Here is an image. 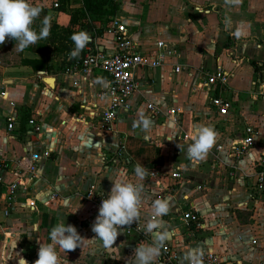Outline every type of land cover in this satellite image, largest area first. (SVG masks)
Listing matches in <instances>:
<instances>
[{"label":"crops","instance_id":"obj_1","mask_svg":"<svg viewBox=\"0 0 264 264\" xmlns=\"http://www.w3.org/2000/svg\"><path fill=\"white\" fill-rule=\"evenodd\" d=\"M32 2L42 8L35 22L47 17L50 28L68 25L71 13L67 10L79 8L82 0H69L59 10L44 6L42 0ZM123 3L124 14L114 19L123 21L125 18L123 22L129 35L144 52H150L159 41H164L175 53L159 67L137 71L139 92L131 101L132 110L122 114L114 132L99 135L92 125L95 121L90 120L94 112L101 111L107 104V100L98 99L96 94L107 86L108 75L98 71L85 75L66 74L79 56L52 76L37 49L35 52L40 60L37 65V62H0V160L5 179L0 188V226L5 222L14 231V236L6 238V250L17 241L19 234L15 231L19 229L27 233L28 246L36 244L38 254L40 243L50 242L49 231L60 217L74 225L81 236L91 239L95 236L91 228L99 207L87 197L90 190L95 189L107 197L113 186L109 177L119 178L123 173L124 179L135 182L137 165L160 169L164 173L163 182L172 183L167 175L173 165L180 163L184 167L185 183L172 191L173 194L164 196L169 201V212L159 218L161 226L156 231L169 233L161 245L170 243L177 247L184 259L182 263L188 264V253L202 252L207 243L200 239L190 240L185 235V226L194 229L195 225L185 220L183 213L194 208L202 217L204 227L201 229L207 230L209 224L198 203L211 191L210 180L207 176L201 179L190 173L189 166L194 164H185L188 160L179 131L166 117H153L147 110V103H155L164 110L182 107L183 127L192 132L197 125L214 127L218 123L214 128L217 139L209 152L217 143L228 144L246 125L255 126L264 141V0H239L238 3L231 0H124ZM98 47L112 53L113 36L109 43ZM176 65L183 67L180 72L175 71ZM218 65L230 73L225 95L233 100L234 108L228 117H214L209 107L214 92L200 88L201 73L214 70ZM74 80L80 81L79 86L73 85ZM94 102L99 104L98 109L86 108ZM33 116L42 126L38 133L29 125ZM142 116L153 122L148 139L144 138L139 124ZM12 117L15 129L10 132L8 123ZM120 143L125 145L126 151L122 156ZM263 150V146L256 147L240 162L241 167L249 168ZM209 152L200 164L210 163L217 183L224 190L229 191L232 184L244 189L239 190L247 193L243 201L247 206L242 209L250 216L249 224L244 227L247 233L236 235L244 250L239 254L224 250L215 252L231 258L235 264H264V249L250 245L254 236L264 232V209L260 207L255 215L249 210L248 182L216 167ZM35 153L43 156L36 172L31 173ZM15 182L18 183L15 198L10 201L9 185ZM139 182L142 185L141 216L138 222L128 225L130 232L123 230L118 236L113 245L117 248L114 253L105 251L107 264H134L132 256L138 244L151 243L154 239V233H148L145 226L150 219H157L151 218L152 203L162 187L147 175ZM199 184L202 190L196 188ZM52 193H57V197L53 198ZM6 210H9L8 215ZM77 249L68 254L61 251L60 255L70 264H77L81 257ZM24 251L20 255L25 258ZM10 255L15 257L14 253L6 255L5 264H18L16 258H9ZM86 258L91 260L90 256ZM37 259L34 257L32 264ZM155 264H167L161 252Z\"/></svg>","mask_w":264,"mask_h":264},{"label":"built area","instance_id":"obj_2","mask_svg":"<svg viewBox=\"0 0 264 264\" xmlns=\"http://www.w3.org/2000/svg\"><path fill=\"white\" fill-rule=\"evenodd\" d=\"M44 2V0H42ZM44 4V3H43ZM44 6H46L44 4ZM61 7V0H52V10H59ZM111 33L114 38V51L109 53L101 50L97 47H88L84 54L79 53V58L71 67L66 70V74L69 75H85L91 71H98L108 75L109 82L106 87H103L97 92V98L107 100L105 107H102L101 111L98 109L99 104L97 102L92 103L86 108L98 109L94 112V115L90 118L91 121H95L92 124L97 129L99 135L105 133L114 132L117 123L121 120V116L124 113H129L132 110L131 101L133 97L139 92L140 82L137 79V71L140 68L154 69L161 66L166 59L174 55L175 49H171L164 41H159L155 49L146 53L141 49V46L136 42L128 33L126 24L120 19H114L112 21ZM183 67L180 65L175 66V71L180 72ZM203 79L200 84V88L206 91H212L214 94L210 98V109L215 115L220 117H228L231 110L234 108L233 100L225 95L227 87L229 85L230 73L221 65H218L214 70H205L201 73ZM80 81L74 80L73 85L79 86ZM147 110L153 115V117H166L167 120L172 122L179 131V139L182 144H185V156L186 163L198 164L200 160H192L187 155V147L192 143V131L184 129L183 120L181 115L184 113L182 107L170 108L168 110L162 109L159 105L148 102ZM87 124L90 122L87 121ZM29 125L36 133L42 130V126L37 121L36 117L29 119ZM216 123L214 128L216 129ZM9 131L15 129L14 118L9 119L8 123ZM259 130L253 125H246L242 128L240 135L231 137L228 144L217 143L212 152H209L215 162L216 167H221L229 172L231 177L239 175L241 178L248 182V189L251 199L250 211L254 212V215L258 212L260 207L264 209V150L260 155L254 159L249 168H242L240 162L250 155L253 150L258 146L264 147V141L260 137ZM125 151V145L120 143L119 154L122 156ZM49 155L48 152L44 153ZM43 154L35 153L32 155V163L30 165V172H36L37 164L39 163ZM146 175L152 177L157 182V185L161 186V192L157 195L156 199H164L166 194H173L172 191L180 189L185 183L184 167L182 164L173 165L169 171V176L172 178V183L163 182L164 173L156 167L144 168ZM4 169L3 163L0 160V188L4 185ZM18 183L15 182L9 185L10 196L9 200L15 198V193ZM198 190H202V185L196 186ZM53 198L57 197V193H52ZM87 197L96 203L100 207L102 199L106 198L105 195L99 193L95 189L90 190L87 193ZM6 215L9 214V210H6ZM185 220L192 222L196 229L204 227L202 217L196 212L194 208L183 213ZM153 219H156L152 215ZM124 230L131 231L128 225L124 226ZM250 245L253 248L264 249V232L261 235H256L250 240ZM162 260L167 264H183L182 253L177 247L170 243L161 245ZM201 254L200 264H235V262L222 254L205 250L199 252ZM188 264L190 261L188 260Z\"/></svg>","mask_w":264,"mask_h":264},{"label":"clouds","instance_id":"obj_3","mask_svg":"<svg viewBox=\"0 0 264 264\" xmlns=\"http://www.w3.org/2000/svg\"><path fill=\"white\" fill-rule=\"evenodd\" d=\"M238 3L239 0H231ZM42 8L35 5L32 0H0V45L9 38L16 41L15 48L23 50L30 45L36 44L39 40L45 39L49 35L47 17L42 21V27L37 31L33 25L40 16ZM239 35V33H237ZM75 47L70 56L76 57L90 42V36L86 31L74 33L71 36ZM139 124L145 133L144 138L148 139L153 128V122L146 117H141ZM133 127H136L134 123ZM217 139V133L211 125H197L192 133V143L187 147V155L192 160H203L209 150L213 147ZM137 181L123 178L121 173L119 178L109 177L113 186L107 197L102 199L98 210V215L92 224V232L95 236L86 239L80 235L74 225L67 224L65 219L60 217L59 222L49 231V243H40L38 259L34 264H70L69 260L62 259L61 251L67 253L78 247L90 249L89 254L103 248L109 254L117 249L113 247L119 235L123 234L124 226L138 222L141 216L142 185L140 180L146 176V170L137 165L134 168ZM169 212V201L167 199H156L152 203V215L157 219L149 220L145 226L148 233H154L151 243L141 242L134 250V264H155L156 258L160 255L161 244L168 238L166 231H156L160 228L159 218ZM74 213V212H73ZM41 240V239H40ZM19 241V239L17 240ZM17 241L12 245L16 247ZM39 243V241H38ZM18 264H29V262L19 253L14 252ZM8 258V259H9ZM190 264H200L201 254L193 250L186 257ZM2 264V262H0Z\"/></svg>","mask_w":264,"mask_h":264},{"label":"rangeland","instance_id":"obj_4","mask_svg":"<svg viewBox=\"0 0 264 264\" xmlns=\"http://www.w3.org/2000/svg\"><path fill=\"white\" fill-rule=\"evenodd\" d=\"M124 0H82L79 8H72L67 10L71 13V21L68 25L61 26L54 25L49 28V35L47 38L39 40L36 44L26 47L22 51L15 48L16 41L9 38L4 44L0 45V62L18 64L20 62L36 63L38 64L39 55L35 52H41L42 59L46 62L49 68L50 75L63 71L68 66L69 61L73 58L70 56L71 51L75 45L71 40V36L74 33L80 31H86L90 36V42L85 46V50L88 47H97L102 43H109L112 39L111 26L112 21L118 15L124 14L123 3ZM44 4L48 7H52V0H44ZM145 4V2H144ZM126 22L125 18H122ZM62 23H65L63 21ZM35 29L39 31L42 27V21L37 20L35 23ZM68 28V29H67ZM83 49V50H84ZM82 50V51H83ZM81 51V52H82ZM191 165H193L191 163ZM190 173L198 176L201 179H206L207 176L210 180V192L204 200L199 199V209L204 217L207 219L208 228L206 231L203 229H196V227H186L183 229L185 235L190 240H204L207 245L205 250L214 249L217 251L236 252L239 254L244 250V246L236 240V235L239 233H247V229L244 228L246 224L250 222L249 212L242 209L247 205L244 203V199L247 197V193H241L239 190L244 191L238 184L231 185L230 190H224L218 183L213 175L210 163L194 164L189 166ZM234 188V189H233ZM237 189V190H236ZM245 197V198H244ZM0 226V262L5 264L4 257L9 254L17 252L20 254L23 249L25 250V258L32 264L33 258L38 257L36 244L30 243L28 246L27 233L23 230H16L19 234V241L16 243V247L13 249L9 246L8 252H6V238H11L14 231L10 230L7 223H3ZM14 234V233H13ZM192 234V235H191ZM208 246V247H207ZM81 254L78 258L77 264H107L105 260V250L97 246V251L91 255L89 254V247L84 249L78 247L77 249ZM15 254V253H14ZM23 254H21L22 256ZM90 256L91 260L86 258ZM247 264V263H246Z\"/></svg>","mask_w":264,"mask_h":264},{"label":"trees","instance_id":"obj_5","mask_svg":"<svg viewBox=\"0 0 264 264\" xmlns=\"http://www.w3.org/2000/svg\"><path fill=\"white\" fill-rule=\"evenodd\" d=\"M67 3H69V0H61V7H60V9L64 8V5L67 4ZM67 29H68V28H67ZM88 44H89V43H88ZM88 44H87V45H88ZM85 52H86V50L84 49L82 52H80V54H84ZM77 58H78L77 56H76V57H73V58L71 59L70 63L74 62Z\"/></svg>","mask_w":264,"mask_h":264},{"label":"bare ground","instance_id":"obj_6","mask_svg":"<svg viewBox=\"0 0 264 264\" xmlns=\"http://www.w3.org/2000/svg\"><path fill=\"white\" fill-rule=\"evenodd\" d=\"M53 80H51V82H52Z\"/></svg>","mask_w":264,"mask_h":264}]
</instances>
